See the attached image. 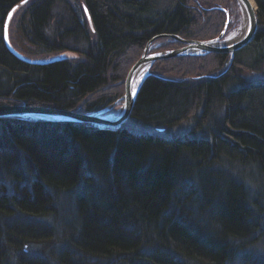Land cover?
Here are the masks:
<instances>
[{
    "label": "trees",
    "instance_id": "1",
    "mask_svg": "<svg viewBox=\"0 0 264 264\" xmlns=\"http://www.w3.org/2000/svg\"><path fill=\"white\" fill-rule=\"evenodd\" d=\"M20 1L0 0V104L84 113L122 97L153 35L213 39L240 14L236 0H29L12 26L31 55L63 56L30 65L3 43ZM255 2L246 46L164 58L141 82L131 117L165 132L191 118L183 135L0 118V264H230L263 240L264 80L242 75L264 65V0ZM56 8L62 21L50 34ZM85 19L95 40L79 49ZM181 46L163 37L150 50Z\"/></svg>",
    "mask_w": 264,
    "mask_h": 264
},
{
    "label": "water",
    "instance_id": "2",
    "mask_svg": "<svg viewBox=\"0 0 264 264\" xmlns=\"http://www.w3.org/2000/svg\"><path fill=\"white\" fill-rule=\"evenodd\" d=\"M27 0H21L19 4L13 5L3 22V35H4V45L6 46L8 52L15 56L19 61L27 63L30 65H45L47 63L56 62L57 60H62L63 56L61 54H56L45 58H31L24 53H21L14 45L11 44L8 35L10 21L14 15L15 9ZM239 4L240 11L242 13L243 28L236 38H228L224 36L227 29L228 18L225 22L224 29L217 35L216 38L207 40H191L180 38L177 34L162 33L155 34L150 38L145 47L143 48L142 56L132 65L129 69L128 74L124 80L125 87L122 96V106L120 107L118 113L113 117H109L106 114L99 113H79L73 110H67L63 108L56 107H42L33 106L25 104H0V118L5 117H28L32 119H43V120H53L56 122H77V123H88L94 124L100 127L117 129L123 126L124 122L130 117L134 107V101L136 98L137 90L141 84V81L149 74L148 70L154 64L157 59L170 58L175 56H186V55H197V54H207V53H221L233 55L236 51L240 50L242 47L246 46L255 36V32L258 28V16H257V3L253 9V6L249 0H236ZM163 36L172 38L182 42L184 45L175 49H165L164 51H157L149 53L148 49L156 38H162ZM137 75H140L138 81H136Z\"/></svg>",
    "mask_w": 264,
    "mask_h": 264
},
{
    "label": "rangeland",
    "instance_id": "3",
    "mask_svg": "<svg viewBox=\"0 0 264 264\" xmlns=\"http://www.w3.org/2000/svg\"><path fill=\"white\" fill-rule=\"evenodd\" d=\"M71 1V0H70ZM29 2V0H27L26 2H24V3H22L20 6H18L16 9H15V11H17L19 8H21V6H24L26 3H28ZM57 9L58 8H56V9H54V13H55V15H54V18H52L49 22V30H48V32L50 33V34H53L52 32H54V28H56L57 26H58V24L62 21V19L61 18H59L58 17V15H57ZM15 11H14V15H15ZM239 21H238V27H236L234 30H232V31H230V32H228V34H227V36H226V39H228V38H231V37H233V36H235V34L239 31V28H240V23L243 21V19H242V13H241V11H240V9H239ZM13 15V16H14ZM13 16H12V18H13ZM63 16V15H62ZM12 18H11V21H10V26H9V31H8V35H9V38H10V41H13V44H12V42H11V44L12 45H14L21 53H24L25 55H29L30 57H35L36 55H31V53H29L30 52V49H31V46L30 45H27V43L22 39V37H21V35L20 34H18V32H16V30H15V28H14V26H12V24H11V22H12ZM86 20V31H87V39H88V41L87 40H80V41H78V44L77 45H75L76 46V48L77 47H79V49H83L85 46H87V44H88V42H92V41H94L95 40V33H94V31H93V28H92V24L90 23V20H88V19H85ZM88 20V21H87ZM11 26H12V33L10 34V32H11ZM163 37H166V36H163ZM162 37V38H163ZM180 37V36H179ZM11 38H12V40H11ZM152 38V37H151ZM167 38H169V37H167ZM180 38H183V37H180ZM79 39H81V38H79ZM158 39H161V38H156V39H154L153 40V42L151 43V45H150V47H149V53H153V52H157V51H164V50H159V49H154L153 51H151L150 50V48L152 47V44L154 43V41H156V40H158ZM184 39V38H183ZM177 41V40H176ZM178 42H180V41H178ZM3 43H4V35H3ZM71 43L74 45L76 42L74 41V39L71 41ZM180 43H182V42H180ZM183 44V43H182ZM184 45V44H183ZM175 48H178V47H175ZM174 48V49H175ZM144 51V50H143ZM142 54H143V52H142ZM142 56V55H141ZM140 56V57H141ZM139 57V58H140ZM175 57H177V56H175ZM175 57H170V58H175ZM138 58V59H139ZM137 59V60H138ZM136 60V61H137ZM160 60H164V59H157L154 63L155 64H153V65H156V62L157 61H160ZM135 61V62H136ZM134 62V63H135ZM133 63V64H134ZM132 64V65H133ZM152 65V66H153ZM151 66V67H152ZM132 67V66H131ZM151 67L149 68V71H150V69H151ZM165 74L166 75H169L170 77H173L174 76V74L173 73H171V72H165ZM164 74V75H165ZM242 75H243V77L244 78H246V79H248L249 81H263L264 80V65H262V68L260 69V70H254V71H252V72H247V71H243L242 72ZM175 77V76H174ZM173 77V78H174ZM143 81V80H142ZM141 81V82H142ZM124 87H125V83H124ZM123 92H124V90H123ZM123 96V95H122ZM121 101V100H120ZM118 102V103H116V104H114L113 106H112V108H110L109 110H107L106 112H110V114L111 113H113V112H115V111H117L120 107H121V102ZM5 104V103H4ZM3 104V105H4ZM34 106V105H33ZM37 106H39V105H37ZM47 107H52V106H47ZM81 112V111H80ZM79 112V113H80ZM81 113H84V112H81ZM89 114V113H88ZM101 114H104V112H102ZM109 114V115H110ZM108 115V114H107ZM191 118H189V120H187V121H185V122H183V123H180L178 126H175V127H172V128H170V129H168V131L167 132H165L164 131V129L163 128H155V127H152V126H143V125H141L136 119H133L132 117H131V114H130V117L124 122V127H127L128 129H130V130H132V131H136V132H138V133H155V134H157V133H161V134H163V135H165L166 137H173V136H179V135H183V134H185L186 132H187V130L189 129V127L192 125L191 124ZM165 133V134H164ZM259 186V189H257L256 190V192H258V193H263L264 194V186H262L261 185V182L259 181V183L257 182V184H256V186ZM261 185V186H260ZM10 190H11V188H10ZM63 210H64V212H66L65 211V209L63 208ZM259 218H260V221H259V227H258V230H257V232H259V230L261 231L262 229H264V212L263 213H261L260 215H259ZM44 219H46V220H48L49 222L52 220L51 218H50V216H47V217H45ZM256 232V233H257ZM255 233V234H256ZM259 235V234H258ZM38 247L36 246V244H32V246H31V250L33 249V250H38L37 249ZM245 254H247V255H249V254H252V258H255L258 262L260 261V260H263L264 261V238H263V240L262 241H260L259 243H257V244H251V245H249V246H247L245 249H241V250H239L238 251V253L235 255L236 257L232 260V262H230V264H242V263H244L243 261H241V258H242V256L243 255H245ZM241 261V262H240ZM254 263V262H253ZM250 264H252V263H250Z\"/></svg>",
    "mask_w": 264,
    "mask_h": 264
},
{
    "label": "bare ground",
    "instance_id": "4",
    "mask_svg": "<svg viewBox=\"0 0 264 264\" xmlns=\"http://www.w3.org/2000/svg\"><path fill=\"white\" fill-rule=\"evenodd\" d=\"M250 2H251V4H252V6H253V9H255V6H256V4H255V2H254V0H249ZM241 25H240V28H239V31L235 34V36H233L232 37V39L233 38H236V37H238L239 36V33L241 32V30H242V28H243V26H244V24H243V21L240 23ZM140 78V75H137V78H136V81H138V79ZM105 109V108H104ZM119 111V110H118ZM118 111H115L113 114H111L109 117H111V118H113L117 113H118ZM81 123H83V122H81ZM80 123V124H81ZM84 124H87V125H91V124H88V123H84ZM92 125H94V124H92ZM91 125V126H92ZM95 126H97V125H95ZM98 128H102V127H100V126H97ZM103 128H105V127H103ZM102 128V129H103ZM121 128H124V126H120V127H118L117 129H114V130H118V129H121ZM106 129H110V128H106ZM110 130H113V129H110Z\"/></svg>",
    "mask_w": 264,
    "mask_h": 264
}]
</instances>
